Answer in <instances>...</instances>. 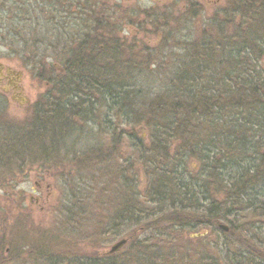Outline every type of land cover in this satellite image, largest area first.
Wrapping results in <instances>:
<instances>
[{"label": "trees", "instance_id": "obj_1", "mask_svg": "<svg viewBox=\"0 0 264 264\" xmlns=\"http://www.w3.org/2000/svg\"><path fill=\"white\" fill-rule=\"evenodd\" d=\"M40 1L47 3L44 5L46 9L40 5L39 13L51 35V17L48 15H51L49 4L52 0ZM108 7V4L104 5L101 12L112 10L114 14L118 13L117 8ZM223 8L221 16L224 20L222 25L218 24L223 28L216 34V39L219 41L222 37L221 46H225L217 47V51L205 48L207 51L199 55L198 49H193L197 61L208 63V66L200 67L203 71L215 66L216 71H220L212 86L208 85L210 79L203 78L202 81V76L194 75V65L185 67L184 73L175 74L180 87L174 88L172 97L161 94L151 98L141 117H134L133 123L128 121L127 127L122 129L120 120L115 117L119 106L115 105L126 104L134 97L124 90L135 84L121 77L132 68L118 64L114 53L116 46L121 44L110 43L111 36L112 39L118 38L102 20L101 12H93L84 19L86 23L81 30L88 36L87 46L72 49L73 59L80 54L86 56L87 53L89 59L95 55L94 60L85 63L87 59L81 58L82 63L75 65L71 91L65 92L64 88L52 90L53 65L46 63L43 57L32 61L37 76L48 88L32 105V125H27V120V126H20L21 131L15 126L10 129L0 126L1 180L16 170L24 174L22 177L18 174L22 180L28 171L49 170L50 167L28 164L24 158L33 150L52 154L49 143L63 131V124L70 120L74 130L77 129L72 116L78 108H73L70 102L83 104L88 100L102 102V112L106 116L113 111L115 119L109 124L113 123L114 127L106 132L118 131L114 133L117 140L113 141V146L107 144L95 147L91 152L83 151L78 160L71 161L70 167L89 165V162L98 165L100 158L109 154L108 148L119 147L118 140L122 139L123 143L132 139L139 164L148 165L145 167V173L149 175L145 190L148 189V194L141 200L144 187L140 193L139 190L135 193V198L127 197L122 201L123 206L108 214L110 219L106 217L107 221L97 216L92 227L95 237L91 235L87 240L77 242L58 240L42 232L37 234L32 225L34 222L30 224L28 219L10 227L9 237L3 232L8 228V218L5 220L6 214L1 213L4 227H0V264H4L3 260H23L26 257L39 260L41 264H264V0H226ZM226 23L230 26L235 23L230 36L225 32ZM10 40L20 44L15 36ZM98 41H102L100 50ZM48 46L41 44V47ZM30 49L31 44L22 51L28 54ZM97 52L101 59L97 60ZM142 60L145 63L142 70H150L151 61L148 58ZM62 62L66 68L70 67L67 57L61 59ZM92 67L98 71L81 73ZM200 82L202 84L198 85ZM119 99L122 102L118 103ZM80 112L84 113L82 118L88 120L94 117L96 108H91L93 115H88L84 108ZM138 122L157 130L150 131L151 142L138 136L140 127L134 129L132 126ZM85 128L91 127L86 125ZM178 142L187 146L199 161L202 168L198 175L191 177L183 172L184 167L180 164L185 161L183 157L176 158L182 149ZM175 160V165L169 167ZM26 165L28 167H24ZM130 166L131 163L127 167H114L115 175L132 170ZM126 185H129L128 181ZM15 193L10 195L17 197ZM129 194L133 195L132 192ZM23 202L24 199L20 204ZM28 209L22 204L21 210ZM219 224H225L227 230H220ZM102 226L110 227L106 235ZM197 229L207 230L206 236L200 237L211 239L198 246L194 239L185 235ZM102 235L125 238L126 243L118 252L101 253L106 249L105 241L100 239ZM3 250H8L9 256L4 257Z\"/></svg>", "mask_w": 264, "mask_h": 264}, {"label": "rangeland", "instance_id": "obj_2", "mask_svg": "<svg viewBox=\"0 0 264 264\" xmlns=\"http://www.w3.org/2000/svg\"><path fill=\"white\" fill-rule=\"evenodd\" d=\"M225 2L226 0H199L198 5L195 6L194 15H191V17L184 22V32H181L180 35L185 36L189 41L195 42V45L199 47L198 50L196 49L198 55L202 54L201 52L207 51L205 48H208V46V51H217V47L220 48L225 46H221L222 37L219 41L216 39V34L223 28L221 25L224 19L221 15L224 10L223 7H225ZM45 4L40 1L42 8H45ZM108 4L111 8H117L118 13L114 14L112 10L102 11L101 13L103 15L101 18L104 22H107L108 28L112 34H114V37L118 38H113V40L111 36L110 43L118 42L121 44L116 46V52L114 53L116 56L115 58L118 59V64H123L132 68L130 72L123 71L128 76L122 75L121 77H125L128 81L130 79V81L135 84L132 88L128 87L124 90L127 94L129 92L131 97H134L126 104L119 103L120 101L122 102V100L119 99V104L115 105L117 107L119 106V112L115 114V117L120 120L119 126L121 128L127 127L128 121L133 123L134 117H141L147 101L151 98L161 94L172 97V95L175 94L174 88L177 89L180 85L178 84L177 78H175V74L177 73L173 71L176 69L179 74L178 69L180 68V64L184 62L181 59L182 56H179V54L176 56L178 59L158 58L153 60L154 58L152 57H146L151 61V70L144 71L142 70V65H145V63H143L140 57L135 58L128 44V39L125 38L134 37L135 35L136 37L148 35L150 29H148L147 26L142 25V28L139 27V22L141 23L145 20L142 17V13H145V15L149 13L144 7L159 4L161 6L160 11L156 10V13L154 12L151 15L154 16L156 20L163 18L164 21H167V26H169L167 28L169 29L177 30L178 25L181 27L180 21H182L181 19H183V17L181 15V8L178 6L179 3L175 1L110 0ZM166 4L169 6H164ZM102 9H104V7L100 8V10ZM67 13L68 15L65 18H63V16L61 17L60 14L56 15L55 18L57 21L51 23V35L49 31H47V26H45L44 17L39 13L38 21L36 19L34 23L32 21H24V28L20 29V35L21 37L23 36L26 41L24 44L9 42L10 39L6 37L5 39L3 38L7 43V46H5L4 41H2L3 39H0V74L7 75V78L3 77L0 80V93L2 94L3 92L4 94L1 95L2 97L0 96V126H4L7 129L15 126L20 129V126L25 127L27 122V125L31 124L32 105L45 93V89L41 84L39 85L40 81L33 74L35 66L32 64V61L43 57L46 63H55L53 59L56 57L58 51L62 49L66 37L82 31L81 28L83 26L80 25L79 18L76 17L75 14H72L75 12L70 13V11H68ZM86 15L89 16L88 14H84L83 19L86 18ZM48 17L50 18V13ZM115 17L117 20H115ZM31 18L33 17L30 16L28 20ZM150 19L152 18L150 17ZM84 23L86 22L83 21V25ZM219 23H221V25L218 26ZM234 24L230 26L229 23H226L225 32H227V35L230 36L232 34L231 32ZM15 31H17V28ZM156 31H159V29L157 28ZM174 32L175 31H172V33ZM155 38L156 37H153L151 40H156ZM211 39H213V41ZM51 42V46L53 45V57L50 50L44 51L42 50L44 47H41V44L46 43L49 45ZM57 43L59 44L54 49ZM30 44V53L23 54L22 50ZM18 51H21V53L16 54ZM194 51L195 50L192 49L190 53L187 54L189 59L186 61V65H194V75L202 76V81L203 78L210 79L208 85L212 86L214 77L218 75L220 71H216L215 65V67H211V70L203 71L201 68L208 66V63L201 64L199 60L197 61V57L195 56L197 54ZM31 53H33V55ZM262 64L264 65V59L262 60ZM139 84H141V88ZM201 84L202 82L198 83V85ZM138 92L140 93V98L138 97ZM86 101L87 102L83 104H80V101L76 103V101L72 100V102H70L73 108H78L76 113L73 114L74 117L72 116L77 129L73 130V133L72 131L69 132L63 141L59 142V145L58 142L54 144L55 147L58 145L55 152L52 150V154L50 151L42 154L38 150H33V152L27 153L31 155L24 158L27 160L28 164L30 162L35 165V167H40V165H43L42 167H50L49 170L28 171L24 180L18 175L21 174L22 177L24 174L22 175V173H19L17 170L9 175L6 174L3 180H1L2 175L0 174V214H6L4 217L5 220L6 217L8 218V225L6 226L8 228L3 232L8 234L9 237L11 236L10 227L13 228L17 224H21L22 220L28 219L30 224L31 221L34 222L32 225L35 226L34 231L37 232V234H41L42 232L47 235H53L57 237L58 240L69 239L76 242L82 239L87 240L91 235H93L94 238L95 235L92 231V227L96 224L97 216L100 220H104L106 217L109 218L110 215L108 214L112 211L116 212L118 207L122 205V201H125L127 197L133 199L138 190L139 193L144 187V191L146 190L149 175H146L145 171H147V169L145 167H148V165L146 164L144 166V164H139L137 150L133 147L134 142L132 139L125 140V138H123V141L125 140L123 143L122 139L121 141L118 140L119 147L117 146L115 149L108 148L109 154L101 157V162H99L100 164L98 163V165L91 164L94 162H89V165L70 167L71 161L73 162L75 159L78 160V155L83 151L89 150L91 152L95 147L97 148L107 144L113 146L112 144L117 140V138L115 139V135L117 134L114 133H118V131H113L111 134L106 132L107 129L109 131L114 127V125L112 126V122V124H109L110 121H114L115 119L113 111L111 110L106 116L104 112H102L104 109V104H100L102 102ZM110 107L115 108L112 105ZM83 108L86 111L88 110V115H93L91 108H96L95 115H93L94 117L88 119V115L85 114L88 120H84L82 118L84 113L80 112ZM68 112L71 115L72 111H70V109ZM118 119H116L115 122H118ZM86 125L91 128L86 129ZM72 126H74V124ZM132 126L134 129L140 127L137 131L138 136L148 139L149 142H151L150 131H157L154 127H148L146 123L138 122ZM78 127H83L82 132L79 131ZM196 131L199 134V129ZM181 144V142H178V145ZM174 147H176V144ZM181 148L180 154L176 158L180 159L183 157V161L185 162L180 164V167H184L183 172L189 173L191 177L198 175L202 168L200 167L199 161L193 156L194 154L192 152L188 151L187 146L182 144ZM176 162L177 160L169 167L175 165ZM128 163H131L130 167H132V170L128 172L127 170H123L116 176L114 167H127ZM24 167L28 166L26 165ZM135 168L137 169L135 170ZM154 176L156 177L158 175ZM122 178L126 181L125 184ZM36 181L39 186L36 184ZM127 181L129 185H126ZM135 184L136 190L134 189ZM121 189L126 191L125 195ZM12 192H16L17 197L11 196L10 194ZM130 192L133 193L132 196H130ZM147 194L148 189L141 194V200L147 197ZM22 199H24L22 204L26 208L29 207L28 210H21L22 204L20 203ZM97 213H99V215H97ZM2 220L3 218L0 219V227L3 229L4 225L2 224ZM105 226L102 227L106 229V235L110 227H107V229ZM207 232L208 231L204 229H197L186 232L185 235L192 238V240L194 239V243L199 246L202 242L211 239V237H200L206 236ZM105 235L100 237V239L105 241V250H107L112 243L120 239L119 237L113 238ZM91 250L95 251L94 248ZM2 255L4 257L9 256V251L3 250ZM23 260L13 258L12 260L3 261L4 264H41L39 260H29L28 257Z\"/></svg>", "mask_w": 264, "mask_h": 264}, {"label": "flooded vegetation", "instance_id": "obj_3", "mask_svg": "<svg viewBox=\"0 0 264 264\" xmlns=\"http://www.w3.org/2000/svg\"><path fill=\"white\" fill-rule=\"evenodd\" d=\"M109 1L110 0H63L59 3L57 2V0H52L50 2L51 3L50 5L52 7L50 10L51 23L57 21V19L55 18L57 14H60L61 17L63 16V18H65L68 15L67 12L70 11V13L75 12L72 14H75V16L79 18V21L81 23L80 25L83 26L84 14H88L90 16L92 15L93 12L100 13L101 12L100 8H103L104 5L108 4ZM166 1H171V2L175 1L179 3L178 6L181 8V15L183 17V19H181L182 21H180L181 27L178 25L177 30L169 29L167 28L169 27L167 26V21H164L163 18L156 20V18L151 14L154 12L156 13V10L160 11L161 6L159 4L151 5L149 7H144L145 10L149 11V13H146L147 15H145V13H142V17L145 20L141 23L139 22V27L142 28V25H144L147 26L148 29H150V31H148V35L138 36V37H136L135 35L134 37H130V38L126 37L125 39H128L129 42L128 44L132 52L134 53L135 58L140 57L141 60L145 59L146 57H152L154 58L153 60L158 58L160 59L176 58V56L179 54V56H182L181 59L184 61L180 64V68L178 69L179 74H182L185 72V70H187L185 67H190L189 65H186L187 64L186 61L189 59V56L187 54H189L192 49H198L199 47L195 45L194 41H189L185 38V36H182L180 34L181 32H184V24H185L184 22L188 20L191 17V15H194L193 13L196 8L195 6L198 5L199 0H166ZM164 6H169V5L166 4ZM39 10H40V0H0V39L3 38L5 39L6 37L12 39L15 36L17 40H19L20 44H24L26 41H23L24 37L23 36L21 37L20 29L24 28L23 27L24 26L23 23H25L24 21L26 22L32 21L33 23L35 22L34 21L35 19L38 21ZM30 16H32L33 18L28 20ZM150 17L152 19H150ZM87 18L88 16L86 15L85 20ZM16 28L17 31H15ZM157 28L159 29V31H156ZM172 31L175 32L172 33ZM153 37H156L155 38L156 40H151ZM4 39L2 41H4ZM88 40H89L88 36L84 35L82 31H80V33H75V34L73 33V35L71 36L68 35L66 37L62 49L58 51L56 57L53 59L55 60V63H51L53 65V69H54L53 71H55L53 77L54 83L51 86L52 90H57L58 88H64L65 92L71 91V89L73 88L71 81H72V75L74 74L75 65L82 63V61H80L81 58L87 59L85 63H88L90 60H94L93 56L95 54L91 55L92 56L91 59H89V57H86L88 55L87 53L86 56L80 54V56L76 58L78 60L73 59L72 57V49L85 48L88 44ZM12 41L15 42L14 40ZM12 41L10 40L9 42ZM4 43H5L4 45L7 46L6 45L7 43L5 41ZM97 43L100 44L98 48V50H100L102 48V41H98ZM51 44L52 42L49 43L48 48L44 47L42 50L44 51L50 50L52 52L53 45L51 46ZM58 44L59 43H57L54 46V49ZM20 53L21 51H18L16 54H20ZM22 53L25 54L23 51ZM52 57H53V52H52ZM66 57L69 59V65H70L69 68H66L65 65H63L64 64L63 62L61 63V59H64ZM96 57L97 60L101 59L99 57V52H97ZM176 59H178V57ZM97 65L99 66V64ZM150 65H148V67L151 70ZM91 70L98 71L96 68L92 67L91 69L89 68L83 70L81 73L88 74L89 72H91ZM173 72L178 73L176 69ZM36 73L37 70L34 69V73H33L34 76L38 78V80L40 81L39 85L41 84V86L45 89L46 92L47 86H45V84L42 83V81L40 80V78L37 76ZM3 77L7 78V75L0 74V80ZM2 94L0 93V96ZM53 151L55 152L56 150ZM36 184L39 186L37 181Z\"/></svg>", "mask_w": 264, "mask_h": 264}, {"label": "bare ground", "instance_id": "obj_4", "mask_svg": "<svg viewBox=\"0 0 264 264\" xmlns=\"http://www.w3.org/2000/svg\"><path fill=\"white\" fill-rule=\"evenodd\" d=\"M73 130H74V128L71 125V123H69V121H66L63 124V131L61 130L62 132L60 131L58 134H56L54 139H52L53 141L51 143H49V145L51 146L50 148H52L53 150H56V148L59 145V142L63 141V139L69 134V132L72 131V133H73ZM57 142H58V145H57V147H55L54 144Z\"/></svg>", "mask_w": 264, "mask_h": 264}, {"label": "water", "instance_id": "obj_5", "mask_svg": "<svg viewBox=\"0 0 264 264\" xmlns=\"http://www.w3.org/2000/svg\"><path fill=\"white\" fill-rule=\"evenodd\" d=\"M219 228L221 230H224V231L227 230V226L222 225V224H219ZM125 242H126V240L124 238L123 239H119L118 241L114 242L110 246V248L107 251H105V252H107L109 254L114 253V252L118 251L125 244Z\"/></svg>", "mask_w": 264, "mask_h": 264}]
</instances>
